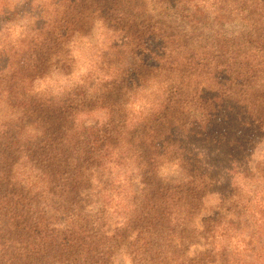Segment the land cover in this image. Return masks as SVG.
<instances>
[{"label": "trees", "instance_id": "16d2710c", "mask_svg": "<svg viewBox=\"0 0 264 264\" xmlns=\"http://www.w3.org/2000/svg\"><path fill=\"white\" fill-rule=\"evenodd\" d=\"M166 1L49 0L48 18L10 51L0 74V264L230 258L215 241L238 221L240 190L221 202L223 215L213 211L201 151L247 156L264 138V0H207L183 25ZM235 19L239 32L212 27ZM98 26L112 40L103 75L95 65L63 94L39 90L56 73L74 76V49ZM163 156L185 176L165 172ZM256 168L264 176V161ZM110 201L128 215L114 228Z\"/></svg>", "mask_w": 264, "mask_h": 264}, {"label": "rangeland", "instance_id": "374dc122", "mask_svg": "<svg viewBox=\"0 0 264 264\" xmlns=\"http://www.w3.org/2000/svg\"><path fill=\"white\" fill-rule=\"evenodd\" d=\"M173 1L167 0L164 3L166 5L169 2V7L164 12L170 18H176L177 24L180 25H183V20L179 17L186 15L191 8H198L197 4L204 7L209 6L207 0H182L183 5L181 3L178 6ZM49 9V0H0V74L8 70L6 59L10 51L21 42L24 32L32 28L36 22L45 21L49 16ZM216 25L217 30H225L228 33H236L243 28L242 21L238 19L223 24L219 23L218 20L212 21V27L214 28ZM100 28L103 27L95 28L93 40H88L86 36L85 42L77 44L74 49L76 58V65L73 68L74 76L61 77L56 73L51 76L52 78L47 83L40 82L37 88L44 92L49 87L63 94V89L66 91L68 88H74V85L75 87L80 86L79 82L82 81L86 69L97 67L98 75L102 76L100 64L103 60L100 56L107 50L112 40L102 33ZM104 64H106L105 61ZM95 65L96 67H94ZM136 103L142 104L143 99L136 100ZM6 110V105H2L0 113H4ZM92 115L98 116L96 112ZM84 121L93 122L92 118L88 116L84 118ZM255 138H258L257 142H253L255 149L247 156L241 154L231 156L218 147L201 151V158L206 168L205 175L208 176L205 177V180L209 184L211 182L210 185H212L206 200L211 206H216L213 211H218L217 214L223 215L225 209L221 207V202L226 201L227 203V194L232 190H240L238 194L239 205L236 208L231 207L230 213V216L233 219H238V221L222 224L226 227V232L221 236L219 235L215 241L218 247L224 252L230 253L231 256L229 259L219 258L217 264H233L234 259L238 260L237 264H264V176H260L256 168L257 163L264 161V138ZM195 149L198 150L197 147ZM162 159L163 166L167 163L165 172H174L172 176H177V172L180 171L182 177L185 176L186 172L181 169L179 164L169 161L166 156H163ZM125 166H129V169L132 170L128 160L125 162ZM29 172L30 169L27 168V173H25L28 174ZM115 177L127 178V176L117 173H115ZM126 193L130 195V192ZM115 208L116 204L114 205L110 201L109 215L112 217L110 221L114 223L119 220L113 228L128 216L126 214L122 217V214H119ZM233 211L236 215H233ZM214 216L215 213H212L211 217ZM115 262L116 264H131L124 254H118L115 257Z\"/></svg>", "mask_w": 264, "mask_h": 264}, {"label": "clouds", "instance_id": "9594fccd", "mask_svg": "<svg viewBox=\"0 0 264 264\" xmlns=\"http://www.w3.org/2000/svg\"><path fill=\"white\" fill-rule=\"evenodd\" d=\"M176 166H178V165H176ZM163 174V173H162Z\"/></svg>", "mask_w": 264, "mask_h": 264}]
</instances>
